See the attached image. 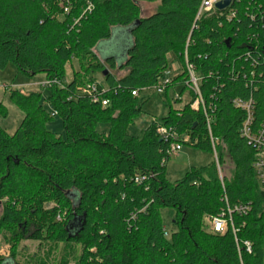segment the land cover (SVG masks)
Returning <instances> with one entry per match:
<instances>
[{"label":"trees","instance_id":"obj_1","mask_svg":"<svg viewBox=\"0 0 264 264\" xmlns=\"http://www.w3.org/2000/svg\"><path fill=\"white\" fill-rule=\"evenodd\" d=\"M88 1L92 11L74 25ZM71 2L65 14L60 0H0V70L13 64L26 77L42 74L58 82L45 88L46 94L9 93L24 117L13 135L0 127V234L12 248L26 240L61 243L65 254L60 264L72 258L77 264H264V185L253 172L255 151L240 134L244 114L231 104L252 95L256 124L264 123V0H240L232 21L200 20L188 48L190 62L204 75L202 96L207 105H216L212 131L220 164L228 157L234 165L231 180L224 178L229 202L251 203L246 216L234 217L241 247L245 241L252 244V253L242 248L241 254L231 231L204 230V217L225 207L216 162L193 168L175 182L165 177L168 144L157 135L159 124L175 126L189 134L184 144L213 154L204 114L190 108L195 95L190 92L182 108L171 106L161 122L153 121L140 136L130 133L144 101L131 92L154 87L171 55L184 62L201 0ZM156 3L157 10L144 16L142 5ZM115 29L128 30L133 40L121 65L95 53ZM74 62L83 78L74 73L67 81ZM107 68L126 74L105 75ZM249 69L256 72L250 87L242 78ZM100 73L107 106L78 93L80 86L98 83ZM186 78H176L172 87ZM185 91L181 88L180 94ZM46 103L61 119L64 138L47 129L55 117L47 113ZM7 114L0 101V118ZM101 125L108 129L100 130ZM138 176L145 180L136 183ZM163 209L174 211L176 230L168 236ZM15 255L14 249V262ZM7 261L0 257V264Z\"/></svg>","mask_w":264,"mask_h":264},{"label":"rangeland","instance_id":"obj_2","mask_svg":"<svg viewBox=\"0 0 264 264\" xmlns=\"http://www.w3.org/2000/svg\"><path fill=\"white\" fill-rule=\"evenodd\" d=\"M90 1H88L89 3ZM71 0H60V7H62L63 13L65 9L69 8V12L72 8ZM87 3V6H88ZM159 3L156 4H143V15H150L157 10ZM133 45L132 37L126 29H115L111 39L101 42L95 49V53L102 60L107 58H115L118 65L125 63L127 59V52ZM174 59L170 57V62ZM108 73L115 75L117 78L123 77L126 72H120L117 70H111L107 68ZM78 74V78L82 79L80 75L79 67L76 62L72 66V69L67 68V81H71L73 76ZM95 79L98 83L103 84V88L107 89L105 85L103 74H96ZM45 76L40 74L34 78H29L20 73L13 64L6 66L4 70H0V101L7 108V117L0 118V127L4 129L9 135L15 134L18 127L23 120L24 114L18 109V107L10 99V91L22 90L24 92H41L46 94V89L42 87L46 83ZM85 87L80 86V89ZM180 88H172L164 95H159L156 92H146L140 98H144L142 102V112L137 118L135 125L130 127V133L135 136H140L142 132L153 122H161L164 117L169 113L170 107L173 109L182 108L189 99L188 92L185 91L182 94V103H175V96L179 93ZM47 104V103H46ZM47 113H51L53 109L49 104L45 107ZM47 129L52 131L56 136H65L62 121L59 117H55L52 123L47 124ZM100 130H107L108 125H101ZM214 161V156L207 151L192 147L184 144L182 150L168 157L166 162L165 177L169 182H175L184 178L187 172L193 168H201L208 166ZM218 170V169H217ZM234 170V165L231 160L226 157L224 164H221V173L218 170L219 177L227 178L231 180ZM49 205L48 207H51ZM163 225L166 230L175 231L176 227L172 223L174 211L170 209H163L161 211ZM2 215V207L0 206V218ZM204 230L207 232L205 223ZM208 233V232H207ZM16 250L15 259H11V251ZM80 254L81 249H78ZM63 245L61 243L49 244L41 243L37 241H22L15 248H12V243L7 241L4 235L0 234V257L8 260L6 264H60V259L64 255ZM68 264H77L75 258L70 259Z\"/></svg>","mask_w":264,"mask_h":264},{"label":"built area","instance_id":"obj_3","mask_svg":"<svg viewBox=\"0 0 264 264\" xmlns=\"http://www.w3.org/2000/svg\"><path fill=\"white\" fill-rule=\"evenodd\" d=\"M226 0H201L196 19L192 28V31L187 39L185 52H184V62H181L179 59L174 57L173 61L170 62L167 68L163 71L160 79L157 84L152 88L142 89V90H133L132 96L140 98L146 92L154 91L159 95H164L167 93L169 89L172 88H185L189 93L192 92L195 95L194 101L190 103V108L194 111L202 110L206 122L207 132L210 139V144L213 151L214 161L216 162L217 169L221 173V164L219 160V155L217 151L218 139L214 137L212 131V124L214 122L213 115L216 111V105L210 103L206 104L202 93H201V85L204 80V75L199 74L197 70V66L190 62L188 58V48L191 45L192 41V33L194 30L198 29V22L204 18H225L227 21H232L238 17V9L235 7L236 3L240 0H231L230 4L224 9H218L217 5L219 3H224ZM93 9V5L88 3L86 10L83 12L82 16L75 20L74 25L80 23V20L87 14L90 13ZM245 9V13H248ZM65 14H69V8L65 9ZM255 14L252 15V17ZM256 36L253 34L250 37V43L254 41ZM252 47V46H250ZM170 56V57H171ZM169 57V58H170ZM209 54H205L204 59H208ZM199 58H202L200 56ZM187 76L186 80L182 83H178L175 87H172L176 78H179L183 75ZM233 74V73H232ZM231 74V75H232ZM239 72H237L236 77H239ZM209 76H213V73L210 72ZM243 80L247 82V86H253L256 79V72L254 69H249L242 76ZM249 81V82H248ZM58 82L56 80H48L46 83L42 85L44 88H48L52 85H56ZM179 93L175 96L176 100H183L182 95ZM107 92L106 88H101L99 83H89L85 87L79 89V94L84 96H90V98L94 102H99L103 106H107L109 101L104 98V94ZM213 98V97H212ZM233 108L243 112L244 120L242 123V127L240 130V134L242 138H244L247 144L255 151V159L252 164L253 172L255 177L259 181L260 184L264 185V123L256 124V110L257 103L252 95L248 98H234L231 102ZM52 116H57V112H52ZM157 135L159 136L161 141H164L168 144L167 156L171 157L173 154L180 152L182 150V146L185 142H189V134L182 133L177 130L175 126H167L163 124H159L157 126ZM167 160L163 161L162 165L165 166ZM145 180V177H136L135 182L141 183ZM221 185L224 191V195L222 197V201L224 203V208L215 216H205L204 223L207 229V232L210 234H220L224 235L227 232L231 231L235 237L236 246L238 252L241 254L242 248L245 249L246 252L252 253V244L249 241H245L243 243V247H241V243L237 239V234L240 229L236 226L234 217H244L251 211V203H238L232 205L229 202V198L226 194L224 179L220 177ZM169 232L165 229V236H168Z\"/></svg>","mask_w":264,"mask_h":264},{"label":"water","instance_id":"obj_4","mask_svg":"<svg viewBox=\"0 0 264 264\" xmlns=\"http://www.w3.org/2000/svg\"><path fill=\"white\" fill-rule=\"evenodd\" d=\"M230 2H231V0H226L224 3H219V4L217 5V8H218V9H224L225 7H227V6L230 4ZM229 41H230V40H228L226 43L229 44ZM107 74H108V72L105 71V75H107ZM72 229H73V228H72Z\"/></svg>","mask_w":264,"mask_h":264}]
</instances>
